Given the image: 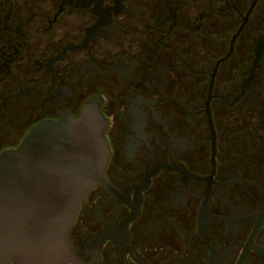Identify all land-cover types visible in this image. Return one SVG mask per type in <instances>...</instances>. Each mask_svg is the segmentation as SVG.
Segmentation results:
<instances>
[{
	"label": "flooded vegetation",
	"instance_id": "obj_1",
	"mask_svg": "<svg viewBox=\"0 0 264 264\" xmlns=\"http://www.w3.org/2000/svg\"><path fill=\"white\" fill-rule=\"evenodd\" d=\"M87 105L74 264H264V0H0V154Z\"/></svg>",
	"mask_w": 264,
	"mask_h": 264
},
{
	"label": "water",
	"instance_id": "obj_2",
	"mask_svg": "<svg viewBox=\"0 0 264 264\" xmlns=\"http://www.w3.org/2000/svg\"><path fill=\"white\" fill-rule=\"evenodd\" d=\"M104 127L87 105L78 117L41 121L0 154V264L76 263L66 231L81 199L103 181Z\"/></svg>",
	"mask_w": 264,
	"mask_h": 264
}]
</instances>
